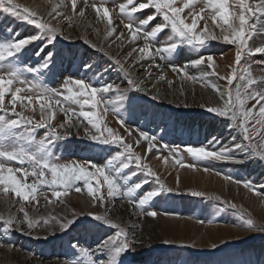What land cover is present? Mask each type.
Listing matches in <instances>:
<instances>
[{"label": "snow or ice", "instance_id": "snow-or-ice-1", "mask_svg": "<svg viewBox=\"0 0 264 264\" xmlns=\"http://www.w3.org/2000/svg\"><path fill=\"white\" fill-rule=\"evenodd\" d=\"M107 3L108 0H99V3H90V0H59L58 3L51 4L49 18L46 20L42 15H38L37 11L18 3L17 0H0V12L16 21V24L5 26L0 31V193L9 206L7 216L0 213V225L7 231L16 230L32 235L33 230L37 228H51L52 221H55L61 231H67L75 227L79 217L84 215L94 222H101L116 229L114 234L106 235L96 242L94 248L79 242L71 245L74 256L65 259L63 264H121L122 255L133 247L134 241L129 240L127 228L115 223L107 210L103 213L73 212L71 218L63 219H57L51 214L47 217L32 218L25 210L24 204H20L18 211L23 213V218L20 219L11 212L14 203L28 202L33 210H38L41 198L46 204H51L53 198L56 202H61V198L67 197L72 190L76 193L86 190L93 207L106 208L109 202L126 198L133 209H139L142 215L155 218L158 212H144L145 206L150 205L162 193H180L179 176L175 188L167 187L159 175L143 162V157L134 151L133 143L127 142L125 135H121L107 123L106 117L111 107L126 136L131 138L133 135V130L125 127L126 121L120 115L119 109L113 106L114 102L106 99L104 94L115 93V104L120 105L126 101L129 104L133 102L134 97L127 95L129 91L149 95L153 101L161 99L155 84L150 88L144 81L132 78L125 67L128 60H132L134 66L145 58L153 61L159 58L160 61L168 63L172 72L180 75L182 81L196 83L201 77L190 75L186 70L188 64L177 66L171 63L178 50L188 46L198 54V58L189 62L191 66H205L208 71L202 76H217L226 81V89H221L217 84L210 85L218 94V101L215 106L207 105V111L224 118L229 130L237 133V136L232 137L231 146L217 150L186 145L183 151L195 161L189 164L180 158V151L172 149L170 157L173 165L196 169L197 164L204 161L244 163L251 159L264 163V79L254 78L251 66L242 63L246 58L257 54L264 55V41L260 46L252 47L250 44L255 43V37L264 36V0H179V3L178 0H126V3L119 5L121 17L127 19V23L122 27L127 30L130 43L143 39V46L133 48L122 62L117 56L105 51L104 46H98L89 39H84L83 42L106 56L112 67L127 77L129 87L121 90L119 85L107 82L95 86L92 82L71 77L63 81L61 89L47 87L42 76L55 65L56 43L61 37L64 40L71 39L69 35L64 34L59 21H65L72 26L75 19L85 18L86 11L91 8L94 10L96 23H104L107 40L117 31L112 10L106 6ZM68 8L71 9V15L67 11ZM146 9L150 10V14L142 15ZM157 20L159 23H156ZM201 21L203 27H200ZM16 25L30 26L33 34L21 38V32ZM216 29H219V35ZM96 31L99 33L98 28ZM165 32L169 33L165 41L162 45H157L156 40ZM124 37L125 32L121 31L115 38L123 40ZM218 40L235 46L234 62L229 66L230 71L222 77L216 70L217 62L212 55H199L210 41ZM37 42L40 47L35 56L41 62L35 66L25 64L22 59L24 53ZM136 52L140 55L134 57ZM83 66L87 71H93L94 68L99 71L96 65L87 62ZM152 66L160 67L159 64ZM148 75L150 78L151 73ZM27 76H34L35 79L29 80ZM157 79L162 81L166 77L160 75ZM167 84L171 86L173 81L168 80ZM184 94L182 90L181 95ZM72 105L78 106L79 110ZM57 112L63 114L64 120L55 124ZM41 129L44 130V138L37 140L36 130ZM136 132V146L143 140L146 142L148 153L153 149L159 151L156 135L140 129H136ZM81 133L89 141L106 149L109 155L105 162H56L58 157L54 152V144L73 135L79 137ZM237 139L240 142H236ZM212 143H216L215 138ZM163 159L168 163L169 157ZM117 162L119 166H116ZM13 163L19 166H11ZM133 164L140 172L145 173L146 177L155 180V189L143 191L148 183L147 178L129 186L131 177L137 173L125 175L124 170L130 169ZM209 170L204 168L205 172ZM217 175L221 173L218 172ZM223 179L242 185L257 196L264 195V188L257 189L251 181L235 179L231 175H224ZM45 190L50 191L51 198ZM140 192L143 194L138 195ZM190 194L194 197L205 196V193L194 190L190 191ZM210 198L218 201L221 207L226 204L218 195ZM229 206L236 210L242 226L247 230L259 228L264 231V225H257L252 218L246 217L237 209L235 203ZM164 215L169 213L165 212ZM0 247H5L3 241H0ZM7 247L12 249L14 245L9 244ZM212 247L216 248L217 245L213 244Z\"/></svg>", "mask_w": 264, "mask_h": 264}, {"label": "rangeland", "instance_id": "rangeland-1", "mask_svg": "<svg viewBox=\"0 0 264 264\" xmlns=\"http://www.w3.org/2000/svg\"><path fill=\"white\" fill-rule=\"evenodd\" d=\"M17 2L37 11L38 15H42L47 20L49 18L48 13L51 11V4L58 3L59 0H17ZM91 2L99 3V0H90ZM121 3H126V0H108L106 4L112 10L114 26L117 29L114 36L107 38V40L104 32L105 25L104 23H96L95 13L91 8L86 11L85 18L75 19L72 26H69L65 21H59L62 31L71 39L64 40L62 37L58 39L55 45L57 53L55 65L42 76L47 87L61 89L63 81L69 77L84 79L86 82H92L95 86L107 82L119 85L121 90L129 87L126 82L127 77L117 68L112 67L106 56L95 49H91L83 42L84 39H89L98 46H104L105 51L117 56L122 62L133 48L143 46V39L136 43H130L127 30L122 27L124 23H127V19L122 18L119 13ZM67 11L71 15V9L68 8ZM148 14H150V10L146 9L142 15ZM188 22H190V18H188ZM156 23H159V20ZM13 24H16V21L0 12V31L5 26ZM209 25L212 26L211 21H209ZM16 26L21 32V38L33 34L30 26ZM200 27H203V21H201ZM97 28L99 33L96 31ZM216 30L219 35V29ZM121 31L125 32V37L123 40H118L115 37ZM168 34L165 32L160 35L156 44L162 45ZM254 40L255 43L250 42L251 46H260L261 42L264 41V36H257ZM39 47L40 44L37 42L28 48L22 57L25 64L35 66L41 62L35 56ZM234 53V45L218 40L210 41L209 45L199 52V55L205 57L212 55L217 61V67L223 69L221 74L226 75L230 71L229 66L234 62ZM45 54L46 52L42 53L41 57ZM138 55H140L139 52L133 54L134 57ZM190 55L194 59L198 58L195 50L183 46L178 50L171 63L184 66L189 62ZM85 62L96 65L99 71H96L95 68L93 71H87L83 66ZM138 63L145 67L158 69L156 76L148 81L150 88L152 84H155L156 90L160 92L161 89L165 96L174 92V95H178L182 99L174 102L160 96L161 99L153 101L149 95L129 91L127 95L134 97L133 102L129 104L126 101L120 105L115 104V93L104 94L105 98L112 100L113 106L119 109L120 115L126 121L125 127L131 128L133 135L131 138L126 136L123 128L118 125L117 117L111 111V107L107 113V123L121 135H125L127 142L133 143L134 151L143 157V162L159 175L160 180L167 187H176L177 179L173 175L178 173L181 177L186 176L185 182L179 180L180 193H162L150 205H146L144 212L149 210L158 212L155 218L142 215L139 209H133L132 205L127 203L126 198L111 201L106 205V208L93 207L86 190L81 193L72 190L67 197L61 198V202H56L53 198L51 204H46L45 200L41 198L38 210H33L32 205L28 202L19 201L12 205V214L17 215L20 219L23 218V213L18 211L20 204H24L25 210L29 212L32 218L47 217L51 214L57 219H63L71 218L73 212L103 213L107 210L108 215L115 223L127 228L129 240L134 241L133 247L122 255L121 264H264V231L259 230V228L252 231L247 230L242 226V221L236 214V210L229 206L231 203H235L237 209L243 212L246 217L252 218L257 225H264V213L252 198L257 195L242 185H240L242 186L240 193L239 191H232L231 185L225 189L224 187L219 188L217 191L210 186L211 184L204 182L205 174L222 179L224 175H231L235 179L251 181L259 189L257 185L262 180L257 179L259 176L250 172V163L245 165L233 161H204L198 163L196 169H190L173 165L170 157V150H178L181 153L180 158L189 164L195 163V161L186 151H183L186 145L205 146L217 150L226 146L230 147L223 137L214 134L213 130L207 128L206 121H204L210 116L219 118L223 122L224 118L208 113L205 106L202 107L199 104L197 106L184 97L185 94L184 96L181 95L182 90L184 93L186 91L188 94L189 91L191 94L194 87L192 89L185 88V90V82L180 79V75L172 72L168 63L160 61L159 58L155 61L145 58ZM242 63L251 66L254 78L257 80L264 79V55L257 54L246 58ZM153 64H160L161 68L154 67ZM125 67L131 73L128 61L125 63ZM160 75H164L166 79L158 80ZM26 78L35 79L34 76H27ZM168 80L173 81L171 86L167 84ZM222 83L226 84L225 81ZM185 104L187 107H184ZM250 104L251 102L249 106ZM72 106L79 110L78 106ZM38 109L39 106L37 105V119L39 118ZM63 120V114L57 112L54 123L58 124ZM136 129L156 135L159 141V151L153 149L151 153H148L146 142L143 140L139 146H136L134 143L138 138ZM72 131L75 132V129ZM212 136L216 143H212L213 139L210 140ZM36 138L37 140L43 139L44 130H36ZM164 145L168 147L165 148ZM53 148L58 157L56 162L61 164L73 161L86 163L88 160L103 164L109 155L103 146L89 141L83 136V133L79 137L73 135L65 140L57 141ZM164 157H169L168 163L164 162ZM258 163L264 166V163ZM11 166L19 165L13 163ZM116 166H119V162L116 163ZM204 168L210 170L205 172ZM131 172H136L137 175L131 177L129 186L147 178L148 183L143 189L144 192L157 187L155 180L146 177L145 173L140 172L134 164L130 169L124 170L125 175ZM198 172L200 174H197ZM218 172L221 175H217ZM78 186L82 187V185ZM192 190L203 192L205 196L194 197L190 194ZM45 192L51 198L50 191L45 190ZM142 194L143 192L138 193V195ZM217 195L226 202L224 206L221 207L218 201L210 198ZM260 197L264 198V195H260ZM165 212L169 215H164ZM0 213L5 216L9 214V206L5 203V197L2 193H0ZM200 221H204V223H200ZM115 231L116 229L103 225L101 222H94L90 217L84 215L79 217L75 227L67 231H61L55 221H52L51 228H37L33 230L32 235L16 230L7 231L0 225V241L5 244V247H0V264H63L65 259H71L74 256L71 245L79 242L81 245L94 248L96 242L106 235L114 234ZM139 237L143 238L144 241L139 242L137 240ZM9 244L14 245V248L9 249L7 247ZM213 244H216L217 247L213 248Z\"/></svg>", "mask_w": 264, "mask_h": 264}, {"label": "bare ground", "instance_id": "bare-ground-1", "mask_svg": "<svg viewBox=\"0 0 264 264\" xmlns=\"http://www.w3.org/2000/svg\"><path fill=\"white\" fill-rule=\"evenodd\" d=\"M216 32H217V30H216ZM190 56H191V58H190V60H188L189 62L194 59L192 55H190ZM189 62L186 63L189 65L186 70L188 71V73L190 75H195L197 77H201V80L199 82H196V83H193L191 81H184L185 82L184 89L185 88L186 89H190V88L192 89V87H194V88H193V91L191 94L189 91H188V94L185 91V96L184 95L183 96L186 97L187 99H189L190 102L194 103L195 105H197V104H199L200 106L206 105L205 108H207V105L215 106L217 101H218V94L212 90L210 85L211 84H217L221 89H226L227 85L223 84L222 82L224 80L219 79L217 76H202V74L205 71H208V69H206L205 66H191ZM128 64H129V68L131 69V74H132L133 78L136 79L137 81L142 80L147 84L149 83L148 81L151 78H154V76H156V73L158 72V69H156V68L145 67L139 63H136L133 66L132 60H128ZM160 68H161V65H160ZM216 70L220 74L221 77L225 76V74H223V75L221 74L223 72V69H221L220 67H217ZM149 73H151L150 78L148 75ZM202 84H206L208 86H202ZM159 94H160V96H163L164 98H166L168 100H173L174 102L182 99V98H179L180 96L174 95V92L172 93L173 95L170 93V94H167L168 96H165V94L161 91V89H160ZM208 113H210V112H208ZM204 121H206L205 124L207 125V128L213 130L214 134L216 133L220 137H223L226 140L227 144L231 146L232 137L237 136L236 132L230 131L228 126L223 121H221L219 118H215V117L210 116V117H208V119H204ZM212 139H213V136L210 140H212ZM236 142H240L239 139H237ZM240 159H243V158L240 157ZM249 163L251 166L250 172H253V175H255V176H259V178H257V179L262 180L258 185L256 184L257 187L259 189L264 188V166H262L260 163H258V161L251 160V159L245 161L244 163H238V164L248 165ZM197 174H200V172H198ZM177 176H179L180 181L183 180L185 182L184 179L186 178V176L181 177V175H179L178 173H177V175H173V177L175 179H177ZM204 177H205L204 182L211 184L210 186H212L213 189H217V191H219L218 190L219 188L221 189L222 187H224V189H225V187L227 188L229 185H231L232 191H235V192L239 191L240 193L242 192V186H240V185H234L233 183L231 184V182H229V181H226V180L219 178V177H216V176H211L209 174H205ZM235 192H233V193H235ZM251 197H249V198H251ZM252 198H253L254 202L259 205V208L262 209V213H264V198H261L260 196H254ZM137 240L139 242L144 241V239L141 237L137 238ZM32 262H34V261L32 260Z\"/></svg>", "mask_w": 264, "mask_h": 264}]
</instances>
